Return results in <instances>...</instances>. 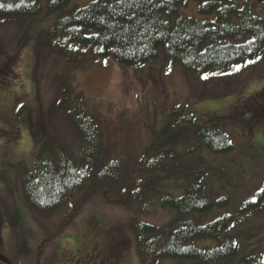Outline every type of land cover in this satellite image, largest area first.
I'll use <instances>...</instances> for the list:
<instances>
[{"label":"rangeland","instance_id":"rangeland-1","mask_svg":"<svg viewBox=\"0 0 264 264\" xmlns=\"http://www.w3.org/2000/svg\"><path fill=\"white\" fill-rule=\"evenodd\" d=\"M91 1L71 0L68 8H83ZM236 1L264 20L263 0ZM40 3L46 10V0ZM184 3L181 11L187 16L215 18L214 14H200L195 0ZM54 22L55 16L45 12L37 18L0 22V63L10 60L8 71L0 70V256L12 264H44L47 259L61 262L67 252L89 250L95 256L93 264H138L132 222L163 226L175 215L161 204V193L150 196L143 213L108 202L89 188L80 194L87 198L75 215L70 216L69 203L45 216L30 208L21 181L26 169L33 167L40 142L63 143L74 155L83 147L68 117L69 106L77 104L76 97L97 115L100 161L122 160L118 184L132 177L133 167L147 151L155 155L171 149L187 154L188 166L163 175L158 191L181 198L188 178L194 181L201 176L209 200L222 202L204 216V224L224 216H242L243 210L260 203L264 120L250 123L246 119L238 124L240 117L235 111L264 88V52L252 60L254 63L239 65V71L235 67L207 75L185 72L169 63L162 51L138 67L112 58L69 59L49 48L44 39ZM173 109H178L180 116H192L200 126L211 125L228 133L234 150L212 154L199 148L200 142L192 134L178 129L159 136ZM238 115L250 117V111ZM68 217L72 219L67 221ZM225 236L238 246V254L229 264H244L249 256L264 259V204L225 230ZM215 243L200 240L195 245L202 248ZM162 264L197 263L164 259Z\"/></svg>","mask_w":264,"mask_h":264},{"label":"trees","instance_id":"trees-1","mask_svg":"<svg viewBox=\"0 0 264 264\" xmlns=\"http://www.w3.org/2000/svg\"><path fill=\"white\" fill-rule=\"evenodd\" d=\"M195 1L200 14H214L215 18L187 16L181 11L186 5L184 0H93L83 8L71 9V0H46V10L40 0H0V22L37 18L44 12L46 16L54 15L55 22L44 35L53 51L69 59L112 58L131 67L156 59L162 51L169 63L179 65L187 73L220 74L263 54L264 20L248 6H241L236 0ZM9 65L10 60L2 61L0 70L7 72ZM74 100L77 104L73 107L67 102L68 117L73 120L83 147L74 155L63 143L40 142L33 167L26 169L21 181L30 208L45 216L69 203L70 216L75 215L87 198L80 194L89 188L90 193L108 202L145 213L150 196L161 193V204L174 210L175 215L163 226L132 222L138 264H162L164 259L229 264L238 254V246L229 236L222 237V233L261 209L264 190L260 203L243 210L242 216H224L204 224V216L214 206H222V202L213 204L209 200L201 176L194 181L188 178L181 198L158 191L163 175L188 166L187 154L179 155L171 149L155 155L147 151L133 167L132 177L123 185L118 184L122 160L100 161L97 115L83 100ZM247 109L250 117L238 115L241 120L236 123L264 120V88L247 98L235 113ZM174 125L176 128L171 129ZM175 129L192 134L200 142L199 148L212 154L224 155L234 150L228 133L211 125L200 126L192 116H180L178 109L169 113L159 136ZM71 219L68 217L67 221ZM200 240L215 241L216 245L199 248L195 242ZM244 264H264V259L249 256Z\"/></svg>","mask_w":264,"mask_h":264},{"label":"flooded vegetation","instance_id":"flooded-vegetation-1","mask_svg":"<svg viewBox=\"0 0 264 264\" xmlns=\"http://www.w3.org/2000/svg\"><path fill=\"white\" fill-rule=\"evenodd\" d=\"M94 259H95L94 254L89 250L88 251L75 250L65 253L61 262L55 260L54 262H52L50 261L51 259H47L46 263L44 264H93L95 262ZM5 264H12V262L8 259V263Z\"/></svg>","mask_w":264,"mask_h":264},{"label":"snow or ice","instance_id":"snow-or-ice-1","mask_svg":"<svg viewBox=\"0 0 264 264\" xmlns=\"http://www.w3.org/2000/svg\"><path fill=\"white\" fill-rule=\"evenodd\" d=\"M0 7H2V5H0ZM248 63H254V62H253V61H248ZM240 67H241V66H239V65L236 66L235 70H236V71H239V70H240ZM202 78L206 79L207 77H202Z\"/></svg>","mask_w":264,"mask_h":264},{"label":"water","instance_id":"water-1","mask_svg":"<svg viewBox=\"0 0 264 264\" xmlns=\"http://www.w3.org/2000/svg\"><path fill=\"white\" fill-rule=\"evenodd\" d=\"M0 261H2V262H4V263H7L6 258H5V257H2V256H0Z\"/></svg>","mask_w":264,"mask_h":264}]
</instances>
